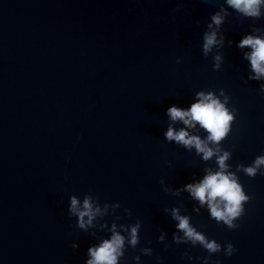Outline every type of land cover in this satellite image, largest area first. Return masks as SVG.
I'll use <instances>...</instances> for the list:
<instances>
[{
	"label": "water",
	"instance_id": "1",
	"mask_svg": "<svg viewBox=\"0 0 264 264\" xmlns=\"http://www.w3.org/2000/svg\"><path fill=\"white\" fill-rule=\"evenodd\" d=\"M227 7L225 0H0V264H85L94 238L77 228L68 205L89 193L101 207L121 203L120 220L111 204L97 218L109 228L142 223L140 246L153 249L141 254L144 264H157L156 256L163 264H203L184 258L186 250L211 255L209 264H264V175L237 167L264 154V96L260 82L248 80L242 50L227 42L256 27L264 35V17L229 9L218 29L225 43L205 56L210 17ZM215 54L224 56L217 71ZM222 88L238 113L221 146L252 197L234 230L182 187L217 170L215 157L205 161L164 136L169 125L186 127L169 119L168 107H190L197 92L219 96ZM173 208L237 251L228 257L174 243L173 233H183ZM135 254L128 250L127 264Z\"/></svg>",
	"mask_w": 264,
	"mask_h": 264
},
{
	"label": "clouds",
	"instance_id": "2",
	"mask_svg": "<svg viewBox=\"0 0 264 264\" xmlns=\"http://www.w3.org/2000/svg\"><path fill=\"white\" fill-rule=\"evenodd\" d=\"M225 3L228 7L221 8L211 15L208 23L209 31L203 35L202 47L205 56L212 53L214 47L219 48L225 43L226 37L223 34H219L218 38V29L225 23L229 9L251 20L264 17V0H225ZM260 33L261 29L256 27L252 32L244 34L238 41L228 40L227 42L230 45L235 44V47L242 50L243 58L250 63L251 71L248 80L260 82L258 95L264 96V35ZM214 60L213 70H220L224 56L215 54ZM228 102L229 97L225 95L222 88L219 96L213 90L197 92L196 99L190 107L182 108L175 104L171 105L166 110L169 119L173 122H182L186 127H180L177 130L169 125L164 136L169 142L175 141L189 149L195 148L198 154H202V159L205 161L215 157L217 170L207 169L201 180L187 183L182 187L190 193L192 198L199 201L200 206H207L210 218L217 223L223 222L229 230H234L240 227L236 221L245 215V205L252 197L246 193L236 173L230 170L231 165L227 161L232 153L221 146L222 141L231 134L238 113V110L228 106ZM190 130L196 132L203 130L206 135L202 137L191 134ZM262 166H264V154L256 156L248 166L241 164L237 167L242 168L244 173L254 178L258 173L264 175L260 172ZM175 191L179 194L180 188H176ZM101 204L99 197L94 199L91 193L86 194L82 202L75 195L70 197L68 211L70 215L77 218V228L94 238V242L86 250L85 264H127L129 249L136 253L132 257L135 264H144L141 254L151 257L153 249L140 246L142 223L136 222L127 226L120 223L118 226L116 222H112L109 228L106 220L101 222L97 218L103 219L109 215L111 203L103 202V207ZM111 207L112 215L120 220L121 216L116 210L121 209V203L117 201L111 204ZM123 213L132 216L128 208H123ZM171 215L175 221H178L175 225L176 229L183 233V235L179 232L173 233L174 243H190L193 247L198 245L207 253L224 252L228 257L237 251L232 242L226 241V248H224L216 239L208 237L207 233L198 231L190 223L189 216L181 215L179 208H173ZM164 240L165 236L159 235L158 241ZM148 244H151V241H148ZM170 246V244H164L165 249ZM71 247L78 249L80 245L73 242ZM183 257L189 262L202 260L203 264H209L212 260L211 255L193 257L189 250L183 253ZM156 262L163 264V258L156 256Z\"/></svg>",
	"mask_w": 264,
	"mask_h": 264
}]
</instances>
